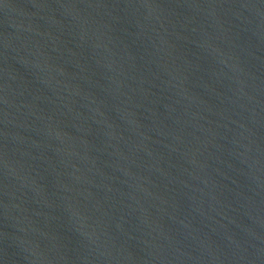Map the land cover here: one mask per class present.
<instances>
[{"label": "water", "instance_id": "1", "mask_svg": "<svg viewBox=\"0 0 264 264\" xmlns=\"http://www.w3.org/2000/svg\"><path fill=\"white\" fill-rule=\"evenodd\" d=\"M0 264H264V0H0Z\"/></svg>", "mask_w": 264, "mask_h": 264}]
</instances>
